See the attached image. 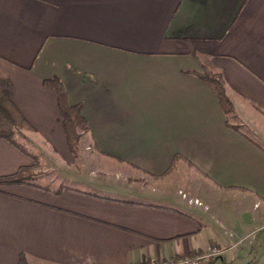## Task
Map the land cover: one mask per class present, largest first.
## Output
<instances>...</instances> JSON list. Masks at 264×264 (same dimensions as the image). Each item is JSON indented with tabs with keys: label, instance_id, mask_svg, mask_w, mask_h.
<instances>
[{
	"label": "crops",
	"instance_id": "obj_1",
	"mask_svg": "<svg viewBox=\"0 0 264 264\" xmlns=\"http://www.w3.org/2000/svg\"><path fill=\"white\" fill-rule=\"evenodd\" d=\"M202 66L224 73L232 115ZM54 76L88 123L76 157ZM0 89L31 154L0 138V176L41 168L0 185V264H147L212 243L206 264H264V0H0Z\"/></svg>",
	"mask_w": 264,
	"mask_h": 264
},
{
	"label": "trees",
	"instance_id": "obj_2",
	"mask_svg": "<svg viewBox=\"0 0 264 264\" xmlns=\"http://www.w3.org/2000/svg\"><path fill=\"white\" fill-rule=\"evenodd\" d=\"M195 75L212 86L223 112L228 116L232 115L234 108L225 93L224 85L226 78L224 73L202 66L200 71L195 72ZM42 83L48 87H52L56 92L60 120L65 133L67 146L73 155H77L80 131H88V123L82 114L81 104L69 103L66 90L58 77L54 76L44 79ZM27 126L26 119L10 99L7 92L4 89H0V138L7 140L24 153L31 155L25 146L16 140L17 131ZM33 166L35 165H24L12 174L0 176V185L16 183L36 185L33 182ZM40 187L49 189L48 186ZM60 189L58 188L56 192H59ZM18 264H28L23 255H20Z\"/></svg>",
	"mask_w": 264,
	"mask_h": 264
},
{
	"label": "built area",
	"instance_id": "obj_3",
	"mask_svg": "<svg viewBox=\"0 0 264 264\" xmlns=\"http://www.w3.org/2000/svg\"><path fill=\"white\" fill-rule=\"evenodd\" d=\"M221 252V248L217 244L212 243L204 251L196 255L185 254L178 258H153L147 264H206L212 259L219 257Z\"/></svg>",
	"mask_w": 264,
	"mask_h": 264
},
{
	"label": "rangeland",
	"instance_id": "obj_4",
	"mask_svg": "<svg viewBox=\"0 0 264 264\" xmlns=\"http://www.w3.org/2000/svg\"><path fill=\"white\" fill-rule=\"evenodd\" d=\"M22 129H24V128H20L18 131H17V133H16V135H18V133H20L21 131H22ZM83 133H85L84 131H80V136H79V148H78V154L77 155H73V156H78L79 155V152L80 151H82L81 149H82V147H81V144H82V142L80 141V139H81V136L83 135ZM16 140L18 141V138L16 137ZM40 167L39 166H33V168H32V173H33V175H36V173L37 172H39L40 171ZM183 196H185V193H183L182 194ZM215 199H213V197L212 198H210V201H212V202H215L214 201ZM195 202L196 203H198V204H200V202L197 200V199H195ZM220 205H221V212H219V213H221V215L223 216H229V214H230V211H231V209H230V206H228V205H225L223 202L222 203H219ZM232 212V211H231ZM262 224H261V222H258L257 224H256V228H259L260 226H261ZM231 232V230L229 231V232H227V234H229ZM258 234H261V235H263L264 236V226L260 229V230H258ZM213 264H222V262L219 260H217L216 262H214Z\"/></svg>",
	"mask_w": 264,
	"mask_h": 264
}]
</instances>
